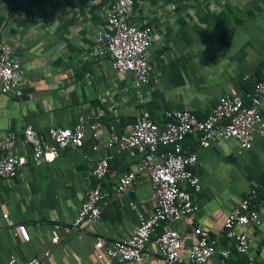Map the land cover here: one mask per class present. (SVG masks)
<instances>
[{"label":"crops","instance_id":"1","mask_svg":"<svg viewBox=\"0 0 264 264\" xmlns=\"http://www.w3.org/2000/svg\"><path fill=\"white\" fill-rule=\"evenodd\" d=\"M112 1L0 0V39L18 52L25 81L20 98L0 93V135L21 136L31 125L47 139L50 128H73L87 116L104 124L99 141L87 132L82 148L64 149L55 162H30L16 177H0V264H9L11 256L22 261L44 256L43 264L99 263L96 237L129 239L140 216L153 213L154 202L144 177L132 190L105 201L98 223L72 227L90 190H111L119 176L136 166L137 159L106 147L110 135L128 134L143 111L156 120L184 109L205 117L222 97L241 95L248 101L261 78L264 0H133L130 23L150 26L155 33L149 52L154 72L142 88L141 104L132 73L119 74L108 58L84 60L95 34L110 28L106 13ZM184 146L186 153H197L194 172L202 182L199 193L183 186L198 205L176 226L187 237L186 261L197 240L195 229L203 228L218 240L207 264H221L225 249L231 251L225 264H264V228H236L252 240L249 257L219 237L232 210L264 180V138L257 136L248 150L233 139L202 149L189 137ZM18 148L31 157V148L21 140ZM103 157H111V175L97 180L93 171ZM260 213L264 218V208ZM6 216L14 227L7 226ZM18 225L27 226L29 242L15 236ZM56 226L58 244L52 241Z\"/></svg>","mask_w":264,"mask_h":264},{"label":"built area","instance_id":"2","mask_svg":"<svg viewBox=\"0 0 264 264\" xmlns=\"http://www.w3.org/2000/svg\"><path fill=\"white\" fill-rule=\"evenodd\" d=\"M133 0H113L106 13L110 28L99 30L94 37L92 49L84 60L108 58L111 67L119 74L134 75L136 96L141 104L145 99L142 88L151 81L154 67L149 61V52L155 42L152 27H137L130 23L133 16ZM24 70L14 47L0 39V93L20 98L24 94ZM264 65L248 101L241 95L222 97L218 105L205 117L195 111L184 109L168 111L161 120H156L148 111H143L126 135L112 133L106 147L118 153H127L137 159L134 169L118 177L111 190L98 187L86 194L72 223L74 229L83 224H96L101 218L102 204L112 195H121L149 179L154 192L153 213L141 215L139 225L129 239L109 242L96 237L94 248L99 254L97 264L145 263L154 264H207L217 253V238L210 231L196 228V242L188 251V261L182 255L187 237L176 226L187 216L198 210L193 195L202 190L201 178L194 172L198 162L197 153H186L185 141L193 137L202 149L213 143L236 140L242 150L251 149L255 138H264ZM87 132L99 141L104 133V124L92 117H84L73 128H50L47 139L41 137L33 126L28 125L22 135L15 133L0 135V177L14 178L30 162L36 166L55 162L61 151L69 147L82 148ZM21 140L31 148V157L19 152ZM111 157H103L96 163L93 176L102 180L111 175ZM136 208V205H132ZM264 180L232 210L224 223L220 238L233 243L234 250L249 257L252 240L246 233L237 232L238 226L262 227L264 218ZM7 226L14 224L5 217ZM54 244L60 242L59 227L52 232ZM15 236L30 241L26 225L16 227ZM222 262L231 255L228 249L221 251ZM43 257L22 261L11 256L9 264H43ZM248 264H254L249 262Z\"/></svg>","mask_w":264,"mask_h":264}]
</instances>
